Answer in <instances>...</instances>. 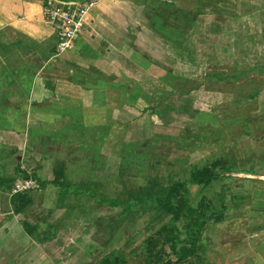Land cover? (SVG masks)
Returning <instances> with one entry per match:
<instances>
[{
  "label": "crops",
  "instance_id": "crops-1",
  "mask_svg": "<svg viewBox=\"0 0 264 264\" xmlns=\"http://www.w3.org/2000/svg\"><path fill=\"white\" fill-rule=\"evenodd\" d=\"M123 1L134 4L142 10L141 6L152 7V11L148 12H152L150 15L156 12L153 8H171V14L183 13L180 20L183 21L182 25L176 30L173 28V34L177 32L175 33L177 38L170 39L167 43L159 38L163 48L159 50L156 48L155 51L159 56L163 55L162 61L155 58L153 63L149 60L150 56L147 52L138 51L132 44L131 35L134 29L130 24L133 16H129L130 28L127 32L111 31V28L115 30L113 26H117V19L121 18L118 11L113 13L120 6L118 3L112 2V6L110 5L108 19L113 21L110 23L109 31L106 29L107 24L99 22L95 17L101 12L107 17L106 12L102 11L103 0H100L97 9L90 11L87 27L80 35L79 41L71 50L58 55L55 49L57 44L55 32L44 21L41 13L42 0H0V68L2 66L8 68L9 65L12 69L16 68L15 71L6 69L11 74L10 87L13 92L15 91V105L7 108L3 117L0 116V264H100L106 256L113 262L114 259H111L110 254L112 252L114 255L119 253L125 264H134L141 255L144 258L143 264L149 263L148 257L141 252L145 240L161 226H172L173 223L170 225L163 223L150 228L148 225L144 232L142 225L138 230L144 233V238L136 240L137 235L118 239L117 226L111 217L107 216L106 223L105 220H101V216L108 210L116 209L101 208L100 195L96 196L93 191L83 186L89 181L95 183L94 157H88L87 164H80L83 160L79 158V147L84 143H75L68 137L72 130L66 121L75 112L70 107L82 102V108L88 110L90 108V111L94 112L88 117L86 112L82 111L83 119L95 116L94 118H108L110 123L114 120L116 122L118 114L123 113L133 118L136 114L142 116L147 113L146 117L153 114L155 119H163L171 110L164 106L159 108L155 106L163 105L166 96L177 93L169 89L168 83L163 81L164 78L171 77L169 80L177 82V87L180 88L184 83L197 80L191 72L198 69L188 58V55L195 53L190 49L186 50V46L199 35H202L200 38H205L211 33L241 35L236 27L244 20L253 28L252 35H256V44L260 45L257 55L264 56L262 43L264 0ZM181 3H185L184 6L190 4V7H185L187 10L184 9L183 12L184 7ZM124 8L126 7L120 6V9ZM156 16H160V13L156 12ZM213 28L216 33L213 32ZM93 29L103 35H93V33L89 35L90 30ZM152 29L153 26L148 22L147 30L151 32ZM114 35L130 36L131 44H128L127 48H122L126 52L124 55L112 42ZM125 39L126 36L124 41ZM111 47L117 53L111 54ZM230 49L232 50L227 51V55L229 53L230 56L236 55V49L235 53L233 48ZM214 52L216 51L212 49L204 51L203 57L206 59L208 57L204 63L216 61L212 57L217 56L221 66L220 76L225 78L226 75L223 73L227 68L223 64L228 58L222 59L225 55L221 50H219L220 55H214L216 54ZM21 61L22 65L19 64ZM180 68H185L184 71H188L189 76L182 75ZM204 71L199 73L207 76ZM150 72L157 75V77L152 76L151 84L147 83L151 79L148 75ZM133 73H136V77H133ZM221 77L211 76L210 79L215 78L219 81ZM18 81L24 82V85H19ZM137 95L139 96L136 97ZM180 95L172 97L169 108L173 110L176 107L179 110L183 106L182 103L188 102L187 96ZM137 104L142 107L138 109ZM133 118H130L127 130H132ZM145 124L142 123V126ZM75 134L78 135L76 132ZM82 134L81 131L80 135ZM93 147L94 145L91 148ZM55 161L59 163L57 166ZM58 168L62 170V183L74 186L92 196L85 193L61 192L58 187L51 185L50 182L54 179L55 170ZM256 172L252 169L250 172L241 171L234 174L255 176ZM24 175L35 179L40 189L25 194L29 203L16 212L17 198L10 196L9 192L13 183L25 178ZM231 177L235 179L226 180L229 183L226 187H222L226 189V194H229V196L225 194L229 202L225 201L226 208L222 220L218 223L209 222L203 232L197 255L184 264H213V260L217 262V258H222L223 264H264V215L258 213L257 209L255 211L254 205L252 206L254 215L251 220H260L255 227V234L252 235L254 238L249 239L248 243L233 244L245 253L236 256V260L232 258L230 262H224L225 255L215 251V247L218 246L214 245L215 238L210 237L211 229L220 228L230 220H239L242 206L237 200L241 194L247 193L243 189H239L236 194L231 191L233 182L237 178L234 175ZM9 178L13 181H9ZM175 180L178 179L171 180L167 185ZM192 189L200 191L195 186L188 188V191ZM146 196L138 193L133 198L141 202ZM256 208L260 207L256 205ZM230 232L234 231L230 230ZM243 248L250 250L246 251ZM139 253L141 255L137 256L136 254Z\"/></svg>",
  "mask_w": 264,
  "mask_h": 264
},
{
  "label": "rangeland",
  "instance_id": "rangeland-1",
  "mask_svg": "<svg viewBox=\"0 0 264 264\" xmlns=\"http://www.w3.org/2000/svg\"><path fill=\"white\" fill-rule=\"evenodd\" d=\"M45 1L42 0V2ZM112 2L126 8L122 10L118 6L115 9L116 12H113L115 14L118 11L121 18L117 19V26H113L115 30L111 28V31L124 33L132 25L134 29L131 35L132 44L138 51L147 52L151 57L149 60L153 63L155 60L162 61L163 55L159 56L155 51L156 48L158 50L163 48L159 38L164 39L166 43L170 39L177 38L175 35L177 32L173 34V28L176 30L182 25L183 21L180 20L183 13L171 14L169 7V9L153 8L154 11L160 13V16H156V12L153 15H150L152 12L148 13L152 11V7L141 6L142 10V8L123 0H103L102 11L106 12L107 17L103 16L102 12L95 17L99 22L107 24L108 31L110 23L113 21L108 19ZM184 4L181 3L184 7L183 12L184 9L187 10L185 7H190V4L186 6ZM97 7L98 4L92 12ZM257 15L260 16V14ZM129 16H133L130 26H128ZM148 22L153 26L151 32L147 30ZM214 29L213 32L216 33L217 31ZM236 30L242 34L212 35L211 33L205 38H200L202 35H199L186 46V50L190 49L195 53V55H188V58H190L191 64L198 69L191 72L197 80L188 84L184 83L180 88L177 87V82L169 80L171 77L164 78L163 81L168 83L169 89L177 92L173 96L181 94L180 96L183 97L185 95L188 102L182 103L183 106L179 110L171 106L172 110L168 105L173 96H166L163 105L155 106V108L164 106L171 110L170 113L164 115L163 119L157 120L153 114V117L151 115L146 117L147 113L142 116L136 114L134 118L125 113L118 114L116 122L114 120L111 123L108 122V118H94L95 116L83 119L82 111H85L88 117L92 116L94 112L90 111V108L89 110L82 108V102H80L70 107L75 112L66 121L72 130L68 137L75 143H84L79 147V158L83 160L80 161V164H87L88 157H94L95 183L86 181L87 183L83 186L93 191L96 196L100 195L99 197L102 199L109 197L118 200L123 205L130 197L133 198L138 193L142 195L156 194L159 188L167 185L171 180L185 179L188 177L187 167L190 166L199 167L204 163L220 160L227 167L239 169L243 173L255 169L257 171L255 176L231 174L237 177L231 191H234L235 194L239 189L247 192L241 194L237 200L238 204L242 206L239 220H230L220 228L211 229L210 237L211 239L215 238L213 239L216 242L214 245L218 246L215 247V251L225 255L224 262H230L232 258L236 260V256L245 253L242 249L234 247V243L241 245L254 238L252 235L255 234V227L258 226L260 220H251L254 215L252 206L254 205L255 211L259 210L258 213L264 215V73H261L264 69V56L257 55L260 45L256 44V35H252L253 28L246 23V20L237 25ZM91 33L103 35L95 29L90 30L89 35ZM124 36H126L125 41ZM262 36L264 44V35ZM80 38L81 36L76 39V42ZM112 42L118 48L117 50L124 55L126 52L122 48H127L132 40L129 35H114ZM230 48H233L234 53L236 49V55L230 56V53L227 55V51L232 50ZM111 49V54L117 53L112 47ZM208 49L216 51L214 55H220L219 50H221L225 55L222 59L228 58V61L223 64L227 68L223 73L226 75L225 78L220 76L221 66L217 61V56L212 57L216 61H209V64L204 63L208 59V57L207 59L203 57L204 51ZM19 64L22 65V61ZM8 68L11 71L16 70V68L12 69L11 65ZM8 68L6 66L0 68L1 117L7 112V108H12L15 105L16 101L15 91L13 92L10 87L11 74L7 72ZM180 70H182V75L189 76V72L184 71L185 68H180ZM203 70L207 76L199 73ZM148 75L151 76V79L147 83H152L153 77H157L155 73L151 72ZM211 76L221 77L219 78L221 80L210 79ZM133 77H136V73H133ZM207 77L209 78L207 79ZM18 84L23 86L24 82L18 81ZM16 88L18 87L16 86ZM153 103L157 104L158 102ZM137 107L139 109L142 105L137 104ZM70 112L72 113L71 110ZM130 118H133V126L132 130H127ZM142 123L147 125L142 126ZM81 131L82 135H80ZM137 140L139 143H135ZM92 145H94L93 149ZM71 154L72 152H70ZM55 162V166H57L59 163ZM228 183L229 181L218 180L208 190L192 189L186 194L192 205L196 204L203 196L212 198L214 204H217L220 189L226 187ZM256 192H259L260 196ZM226 195L229 196V194ZM228 196H226V202H229ZM256 205L260 208H256ZM100 207L108 209L107 204H101ZM150 207L142 206L133 211L113 208L116 210H108V212L106 210V213L101 216V220H105L104 223H106L107 216L111 217L117 226L118 239L137 235L135 239L141 240L144 238V233L139 232L138 229L142 225L144 232L148 225L150 228L163 223L168 225L172 223L166 213ZM230 230L234 232H230ZM243 249L250 250L249 248ZM110 254L113 258V252ZM136 255L139 256L141 253ZM141 256L137 261H134V264H143L144 258ZM217 262L223 264V259L217 258ZM217 262L213 260V264H219Z\"/></svg>",
  "mask_w": 264,
  "mask_h": 264
},
{
  "label": "trees",
  "instance_id": "trees-1",
  "mask_svg": "<svg viewBox=\"0 0 264 264\" xmlns=\"http://www.w3.org/2000/svg\"><path fill=\"white\" fill-rule=\"evenodd\" d=\"M181 39L183 40V38ZM261 73H264V69ZM187 170L189 173L187 179L175 180L169 185L159 188L156 194L145 195L146 197L142 202L130 198L123 205L116 199H99L101 204H107L108 207L119 208L122 211H133L142 206H151L165 212L170 217L173 223L172 226H161L145 240L141 252L149 259V263L146 262V264H184L196 256L206 226L210 221L218 223L223 218V212L226 208V189H220L217 204H214L212 198L209 199L203 196L196 204L192 205L186 194L188 188L195 186L200 190H206L215 181H233L231 174L241 173V170L231 169L220 160L204 163L199 167L190 166L187 167ZM61 175V168L56 169L54 179L50 184L58 187L61 192L85 193L92 196L90 193L79 190L74 186L62 183ZM23 177L27 178V175ZM8 180L13 181L10 178ZM16 198L18 201L16 212H19L25 208L29 200L25 194H18ZM111 259H114V261L111 262L106 256L100 264H125L124 259L119 254H115Z\"/></svg>",
  "mask_w": 264,
  "mask_h": 264
},
{
  "label": "built area",
  "instance_id": "built-area-1",
  "mask_svg": "<svg viewBox=\"0 0 264 264\" xmlns=\"http://www.w3.org/2000/svg\"><path fill=\"white\" fill-rule=\"evenodd\" d=\"M100 0H47L41 6L44 21L52 27L57 38L56 54L60 55L73 48L76 39L87 27V20ZM40 189L32 177L21 178L13 183L10 196L27 194Z\"/></svg>",
  "mask_w": 264,
  "mask_h": 264
}]
</instances>
